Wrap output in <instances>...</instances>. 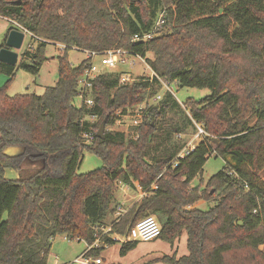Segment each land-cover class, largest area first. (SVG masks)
<instances>
[{
  "label": "trees",
  "instance_id": "1",
  "mask_svg": "<svg viewBox=\"0 0 264 264\" xmlns=\"http://www.w3.org/2000/svg\"><path fill=\"white\" fill-rule=\"evenodd\" d=\"M17 1L0 0V17L14 24L9 31L19 26L37 39L22 47L14 67L0 63L7 84L20 70L37 77L47 46L64 49L56 57L57 82L42 95L9 96L6 87L0 90V264H47L57 236L87 246L101 237L105 246L85 255L96 259L117 243L103 235L104 229L123 236L148 216L156 217L158 238L171 246L184 232L187 236L186 256L158 262L264 264V0ZM162 10L168 31L133 43L135 36L151 31ZM72 49L128 52L144 58L161 80L180 89H208L210 96L179 105L163 93L150 105L161 91L156 78L120 85L122 73L105 71L84 96L93 105L76 107L79 81L91 60L73 67ZM141 105L146 108L134 128L137 138L110 129L116 112ZM168 113L183 115L169 126V135H182L188 127L196 131V125L207 134L182 159H175L181 151L175 144L150 156L161 131L157 123ZM87 134L90 144L83 138ZM8 148L22 152L9 156ZM85 152L103 166L78 174ZM212 152L223 160L222 168L192 187ZM26 159L42 160L43 166L24 168ZM6 170L15 171L17 179L8 180ZM118 184L145 195L116 217ZM199 201L212 206L202 211L195 207ZM136 245L121 243L120 255Z\"/></svg>",
  "mask_w": 264,
  "mask_h": 264
},
{
  "label": "rangeland",
  "instance_id": "2",
  "mask_svg": "<svg viewBox=\"0 0 264 264\" xmlns=\"http://www.w3.org/2000/svg\"><path fill=\"white\" fill-rule=\"evenodd\" d=\"M166 31H168V27L162 29L161 34L165 33ZM5 41L6 34L4 35L2 34V32H0V47H3L5 45ZM28 41L29 38H25L23 44L25 45ZM57 47L58 46L52 45L46 47L47 60L40 69L39 75L37 77H34L20 70L16 73L14 79L9 84H7L8 76L5 73L0 72V90L6 87V93L9 96L20 94H35L40 96L44 93L46 88L53 87L56 84L58 78L56 57L59 55V52ZM68 59L70 64L73 67H76L85 59V54L83 52L72 49L68 52ZM125 59L126 63H119L117 65V69L112 70L111 72L131 73L135 77L150 76L151 71L147 69L145 65H143L138 59L129 57H125ZM99 60V57H97L94 59V62L99 63ZM130 61H134L135 65H132ZM170 89L173 93V98L179 105H182L187 100L198 101L210 96V91L208 89H180L174 84L171 85ZM160 93L161 95H163L164 91L161 89ZM148 103L150 105H155V103H153L151 99ZM74 104L76 107H78L80 106V101L76 99ZM185 113L187 114V112L184 111V117ZM129 114L132 117L134 116V114L132 113ZM182 118L183 115L181 113H168L163 122L158 121L157 124L159 128H161V131H158V134L153 138L150 156L158 157L163 151L172 149L174 144L181 146L182 150L187 143L192 141L197 130L194 131L190 127L187 128L186 133H183L181 135V138H178V135L176 136L174 133H171L170 135L168 133L169 131L167 129H169V126L174 127V125L179 123ZM130 119L131 117L123 118L121 126H111L110 129L119 133H123L126 139L133 138L134 133L137 132L131 126L132 122ZM170 122L172 124H170ZM211 146L215 148L213 142L211 143ZM17 149L20 150L19 148H8L5 152L7 155H17ZM214 156L215 153L212 152L210 158L207 160L206 164L203 167L202 173L191 183L192 187L197 186L201 180H203V182H206L222 168L223 160L221 158L216 159L214 158ZM22 166L24 168H40L43 166V161L26 159L23 162ZM102 166L103 162L100 158L92 153L85 152L83 154L82 162L77 169V173L87 174L91 171L101 168ZM15 173L16 172L13 170H6L5 177L8 180H16L17 175ZM260 178L261 180L264 178V170L261 173ZM114 192V201L120 212H126L135 202L139 203L143 198V196L139 198V191L137 195V192L122 184H118ZM211 206V203H205L203 201H199L195 204V207L202 211L208 210ZM186 240L187 236L186 232H184L173 246L162 241L159 238L148 242H138L136 247L124 256H121L119 253L121 243H115L110 246H106L101 251L98 258L102 259V264H164L162 262H158L157 260L164 256H175L176 258H180L188 254ZM86 249L87 244L84 241H69L65 238H62L61 236H57L52 242L47 259V264H84L83 262L86 259L90 263H92V261L94 260L93 257L84 258L82 255ZM260 249L264 252V246Z\"/></svg>",
  "mask_w": 264,
  "mask_h": 264
},
{
  "label": "built area",
  "instance_id": "3",
  "mask_svg": "<svg viewBox=\"0 0 264 264\" xmlns=\"http://www.w3.org/2000/svg\"><path fill=\"white\" fill-rule=\"evenodd\" d=\"M165 11H161L157 14L153 28L151 29L150 32L143 34L142 36H135L131 41L133 43L137 42H145L148 40H151L153 37L160 35L161 30L165 28L166 20H165ZM18 30L24 33V41L25 38H29L30 41H36L37 38L33 36L28 30L17 26ZM23 41V43H24ZM24 45V44H23ZM22 45V47H23ZM32 47V46H30ZM58 51H62L64 49V46L58 45ZM85 54V59L91 60L90 66L88 69L84 72L82 78L79 81L80 85V91L78 95V99L81 103H84L86 106L91 107L93 105V102L89 96H85L87 92L90 91L92 87V81L102 74L105 71H112L117 69V65L119 63H126L125 57L129 58H136L138 59L147 69H150L148 64L146 63V60L142 57L139 56H133L130 55L128 52L125 51H120V50H110L106 51L104 53H96V52H91V51H84ZM99 57V63H95L94 59ZM132 65H135L134 61H130ZM144 78H147L145 81L151 82L153 78H156L161 85V89L164 91V93H169L170 95L173 96V93L171 92V85L168 82L161 80L158 78L155 73L151 71L150 76H142ZM141 77H135L131 73H122L119 76V84L120 85H131L134 83H137L140 80ZM163 95L160 93L157 94L155 97H153L151 100L153 103H157L161 100ZM146 106L142 105L138 109H136L133 112H127L126 114H122L121 112H116L115 113V119L114 123L112 126H121L122 125V119L123 118H130L131 117V122H132V127L137 128L141 125L142 123V118H143V111L145 110ZM129 113L134 114V116H130ZM95 117H91L93 120ZM196 133L192 139L191 142L187 143L186 146L179 152V154L176 156V160L182 159L186 156H188L191 152H193L198 145L200 141H202L207 134L204 132V130L196 125ZM112 130V129H111ZM181 135H178V138H181ZM83 138L85 139L86 144H90L92 142V135L87 134L84 135ZM133 138H137V133H134ZM176 166V164H174ZM145 194H140L139 198L141 196H144ZM124 212L118 211L116 216H121L124 214ZM161 228L160 225L157 221L156 218L153 216H148L140 221H138L129 231L126 235L120 236L117 234L112 233L111 227H107L106 229L103 230V235H107L109 239L112 241H115L117 243H128V242H148L157 239L160 236ZM112 233V234H111ZM66 239V238H65ZM104 245L103 241L101 240V237L97 238L94 243L90 246H87V250L90 251L92 249H99L102 248ZM84 257V256H83ZM85 258V257H84ZM84 264H102L101 258H96L90 263L87 259L83 262Z\"/></svg>",
  "mask_w": 264,
  "mask_h": 264
},
{
  "label": "water",
  "instance_id": "4",
  "mask_svg": "<svg viewBox=\"0 0 264 264\" xmlns=\"http://www.w3.org/2000/svg\"><path fill=\"white\" fill-rule=\"evenodd\" d=\"M39 1V0H38ZM18 3L21 0L17 1ZM24 41V33L18 29H12L6 36L5 45L0 48V63L14 67L19 58L18 52L21 50ZM106 120L99 126L96 136L102 138L105 130ZM22 152V150L20 149ZM20 154V153H19ZM18 155V154H17Z\"/></svg>",
  "mask_w": 264,
  "mask_h": 264
},
{
  "label": "crops",
  "instance_id": "5",
  "mask_svg": "<svg viewBox=\"0 0 264 264\" xmlns=\"http://www.w3.org/2000/svg\"><path fill=\"white\" fill-rule=\"evenodd\" d=\"M11 25H14V24H12V22H10L9 20H7V19H4V18H1L0 17V32H2V34H6V36H7V34H8V32H9V29L12 27ZM9 26H11V27H9ZM4 27V28H3ZM22 49V48H21ZM18 54H19V52H18ZM19 59V58H18ZM161 94V93H160ZM17 152H18V154L19 153H21V151L20 150H18L17 149ZM9 156H15V155H9ZM17 176L16 177H18V174L17 173H15ZM137 195H138V193H137ZM140 196V195H139ZM137 200H138V196H137ZM117 214V213H116ZM116 216V215H115ZM88 252V250L86 249L84 252H83V256L85 257V255H86V253ZM102 260V259H101Z\"/></svg>",
  "mask_w": 264,
  "mask_h": 264
}]
</instances>
